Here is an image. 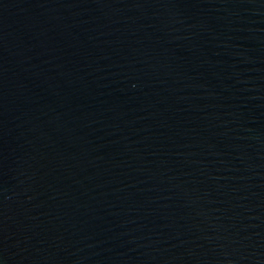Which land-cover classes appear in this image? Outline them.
Here are the masks:
<instances>
[{
	"label": "water",
	"instance_id": "obj_1",
	"mask_svg": "<svg viewBox=\"0 0 264 264\" xmlns=\"http://www.w3.org/2000/svg\"><path fill=\"white\" fill-rule=\"evenodd\" d=\"M0 264H264V0H0Z\"/></svg>",
	"mask_w": 264,
	"mask_h": 264
}]
</instances>
